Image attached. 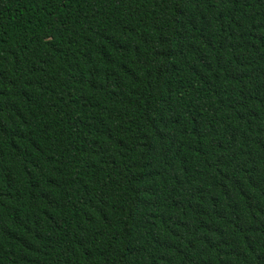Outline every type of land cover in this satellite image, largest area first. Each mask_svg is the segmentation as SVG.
Returning a JSON list of instances; mask_svg holds the SVG:
<instances>
[{"label":"trees","instance_id":"1","mask_svg":"<svg viewBox=\"0 0 264 264\" xmlns=\"http://www.w3.org/2000/svg\"><path fill=\"white\" fill-rule=\"evenodd\" d=\"M0 264H264V0H0Z\"/></svg>","mask_w":264,"mask_h":264}]
</instances>
